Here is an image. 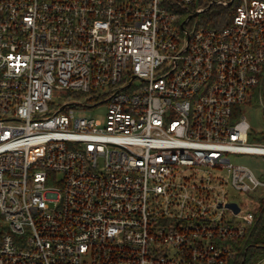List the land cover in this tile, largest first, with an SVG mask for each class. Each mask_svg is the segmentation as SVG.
<instances>
[{
	"label": "built area",
	"instance_id": "2783aa9c",
	"mask_svg": "<svg viewBox=\"0 0 264 264\" xmlns=\"http://www.w3.org/2000/svg\"><path fill=\"white\" fill-rule=\"evenodd\" d=\"M263 74L264 0H0V264H230Z\"/></svg>",
	"mask_w": 264,
	"mask_h": 264
},
{
	"label": "trees",
	"instance_id": "16d2710c",
	"mask_svg": "<svg viewBox=\"0 0 264 264\" xmlns=\"http://www.w3.org/2000/svg\"><path fill=\"white\" fill-rule=\"evenodd\" d=\"M220 13L221 10L208 11L205 14V23L214 26L225 24L226 20ZM251 102L261 103L264 106V74L254 90ZM249 140L264 141V131L256 132L251 130ZM257 198L259 200V210L255 223L249 235L235 245L236 253L231 259L230 264H257L264 257V191Z\"/></svg>",
	"mask_w": 264,
	"mask_h": 264
},
{
	"label": "rangeland",
	"instance_id": "374dc122",
	"mask_svg": "<svg viewBox=\"0 0 264 264\" xmlns=\"http://www.w3.org/2000/svg\"><path fill=\"white\" fill-rule=\"evenodd\" d=\"M202 15V14H201ZM205 16V15H202ZM200 18V14L196 16V19ZM90 96L82 97V100H90ZM74 99V95L66 94V95H56L53 98V102L56 104L63 103L64 101H71ZM107 110L106 103H99L96 106L90 108H82L77 112L78 116H92L95 118L105 120V114ZM242 114L245 115L247 121L250 123L252 129L256 132L264 131V106L261 103H245L242 105ZM234 161L242 163L244 165L249 166L256 175L263 178L264 176V155L262 154H236L232 155ZM227 174V173H226ZM233 191V190H231ZM234 193H230L228 198H250L253 196L252 193H240L238 191H233ZM263 191L260 193H256L254 196L258 197L261 195ZM257 264H264V257L258 261Z\"/></svg>",
	"mask_w": 264,
	"mask_h": 264
},
{
	"label": "water",
	"instance_id": "95a60500",
	"mask_svg": "<svg viewBox=\"0 0 264 264\" xmlns=\"http://www.w3.org/2000/svg\"><path fill=\"white\" fill-rule=\"evenodd\" d=\"M227 205L233 208L235 211L239 210V206L235 202H229Z\"/></svg>",
	"mask_w": 264,
	"mask_h": 264
}]
</instances>
